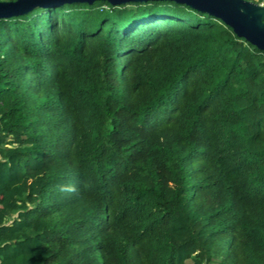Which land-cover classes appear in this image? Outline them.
<instances>
[{"label": "trees", "instance_id": "obj_1", "mask_svg": "<svg viewBox=\"0 0 264 264\" xmlns=\"http://www.w3.org/2000/svg\"><path fill=\"white\" fill-rule=\"evenodd\" d=\"M0 264H264V52L174 1L0 19Z\"/></svg>", "mask_w": 264, "mask_h": 264}, {"label": "water", "instance_id": "obj_2", "mask_svg": "<svg viewBox=\"0 0 264 264\" xmlns=\"http://www.w3.org/2000/svg\"><path fill=\"white\" fill-rule=\"evenodd\" d=\"M105 1L112 6L132 2L174 1L222 21L234 34L264 52V4L251 0H0V19L27 14L34 8Z\"/></svg>", "mask_w": 264, "mask_h": 264}, {"label": "built area", "instance_id": "obj_3", "mask_svg": "<svg viewBox=\"0 0 264 264\" xmlns=\"http://www.w3.org/2000/svg\"><path fill=\"white\" fill-rule=\"evenodd\" d=\"M251 1L257 2L259 4H264V0H251Z\"/></svg>", "mask_w": 264, "mask_h": 264}]
</instances>
